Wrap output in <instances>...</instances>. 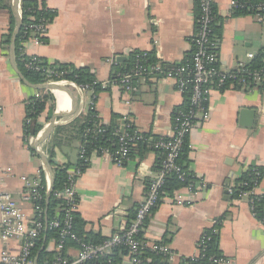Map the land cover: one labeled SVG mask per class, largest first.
<instances>
[{
    "label": "crops",
    "instance_id": "0c3cea01",
    "mask_svg": "<svg viewBox=\"0 0 264 264\" xmlns=\"http://www.w3.org/2000/svg\"><path fill=\"white\" fill-rule=\"evenodd\" d=\"M18 1L15 10V0H0V192L9 194L32 218L31 204L22 197V179L32 180L43 172L49 180L43 160L32 150L35 138L52 122L67 127L87 115L92 100L91 94L85 93L80 106L77 97L64 90L54 91L55 111L50 116L46 106L38 119L42 129L26 141V106L40 91L24 78L15 62L20 32L19 28L16 33V28L22 20V0ZM34 1L44 3L55 17L44 43L22 41L17 45L21 52L50 64L86 68L100 85V91L94 93L93 111L104 125L120 130L122 123H129L139 134L167 136L174 113L185 102L174 79L163 80L150 74L133 84L132 93L109 83L116 66L134 65L137 57L158 62L165 70L184 64L190 57L194 35V0ZM229 1L215 2L214 36L220 71H232L247 61L248 54L255 56L264 49V23L255 22L250 15L232 16ZM117 58L121 59L116 61ZM208 105L209 120L195 128L187 140L189 166L204 187H200L190 207L175 205L172 196L163 197L146 221L143 243L147 247L154 243L167 245L176 254L171 264H180L183 258L197 254L196 246L205 230L223 219L218 240V249L226 258L223 264H264V223L255 218L246 201H236L228 192L245 168L254 166L263 174L256 193L264 196V90H212ZM244 110L251 112L249 127L240 123ZM53 130L36 147L47 161L42 147ZM61 135L60 146L54 149V162L71 165L69 172L77 170L80 140L73 129ZM157 159L158 155L150 150H136L128 162L118 166L91 156L88 167L75 177L74 183L76 213L86 238L106 240L124 227L128 216L145 198L147 181L156 175ZM42 249L54 253L55 240L44 237ZM19 250V241L4 243L0 239V253L17 254ZM76 254L74 246L65 250L69 258ZM121 264L130 262L123 257ZM149 264L169 263L162 260Z\"/></svg>",
    "mask_w": 264,
    "mask_h": 264
},
{
    "label": "built area",
    "instance_id": "2783aa9c",
    "mask_svg": "<svg viewBox=\"0 0 264 264\" xmlns=\"http://www.w3.org/2000/svg\"><path fill=\"white\" fill-rule=\"evenodd\" d=\"M216 0H198L199 16L194 20V35L190 41L191 54L189 59L176 68L164 69L158 62L149 63L145 56L137 57L134 65L127 71L117 73L109 84L119 87L126 93L135 91L132 82L144 78L150 74H157L163 80L174 79L179 92L188 94L189 107L186 111H177L172 118V129L169 134L154 144V149L163 151L165 158L162 162L163 168L154 178L150 180L146 188V194L143 201L138 205L135 216L131 221H126L124 227L115 235L102 241L98 245L86 244L78 238L72 230L71 214L76 213L77 201L75 193V177L80 175V171H68V182L65 188L54 193V197L65 201L63 217H54L47 224V228L57 231L58 239L55 241L54 256L49 261L42 264H88L101 258H107L111 255L114 248L124 246L127 249L126 258L130 264H147L146 260L140 258L145 251L153 252L162 257L164 262L171 264L176 259V254L169 247L162 243H154L149 247L143 241L138 240L137 236L143 232L146 221L151 216L153 210L157 208L162 200L160 190L163 187L167 175L171 172L177 174L178 179L183 181L184 174L180 167L175 164V160L189 135L195 128L202 126L209 120L210 107L208 105L209 95L212 90H220L227 85V88H238L243 91H252L264 86V70H249L248 63L253 60L254 54L247 55V61L239 63L232 71H220L217 67L216 43L212 38V23L214 21V8ZM230 13L235 10H250V16L257 23H264V3L249 4L238 0L229 1ZM50 24L39 22V24H30L25 27L27 40L34 44L44 43L46 32ZM24 55L21 52L20 56ZM28 57V56H27ZM41 62L37 57H29L25 68L30 71H40ZM94 82L93 85H99ZM44 85H60L73 89L80 95L85 93L91 94V105L89 110L93 111V102L96 95L91 85H77L74 82L59 80H49ZM54 91L50 92L53 94ZM41 93L35 94V99H40ZM26 124L30 119L26 117ZM102 122L96 124L93 131H86V136H98L103 133L101 128ZM124 128H131L129 123L124 124ZM139 133L136 131L133 136L120 132L115 135L117 149L111 150L109 147L99 148L98 157L113 162L118 166L124 165L129 159V153L133 144L141 140ZM30 141L33 138H25ZM82 152L80 151V159ZM249 169L245 168V171ZM9 172V171H7ZM40 174L32 180L23 178L25 190L22 193L23 200L29 204L34 211L32 218L19 208L15 200L7 193L0 192V239L2 242L16 240L20 242V250L17 254H11L5 251L0 253V264H34L32 251L35 244L41 239L45 225L42 223L43 209L41 202L42 195L38 192L40 187ZM46 181V178H45ZM195 186V187H194ZM200 187H204L201 180L194 185L182 188L172 195V200L177 206H193V198L196 196ZM234 187V186H233ZM232 187V188H233ZM49 188V180L46 181V192ZM228 192L232 196L233 190ZM256 187L250 193H241L236 201L246 200L250 211L253 213V200L248 201L249 196H262L256 193ZM263 223V222H262ZM219 234V231H214ZM69 239L75 244L77 254L73 258L65 257V240ZM205 233L202 234L197 243V254L192 258H183L180 264H187L184 260H193L199 256L202 248ZM213 264H223L226 260L212 259ZM106 264H121L107 260Z\"/></svg>",
    "mask_w": 264,
    "mask_h": 264
},
{
    "label": "trees",
    "instance_id": "16d2710c",
    "mask_svg": "<svg viewBox=\"0 0 264 264\" xmlns=\"http://www.w3.org/2000/svg\"><path fill=\"white\" fill-rule=\"evenodd\" d=\"M240 2H246L249 4H256V3H264V0H238ZM250 14V10L247 9H239L235 10L231 15L232 16H247ZM21 26H20V32L18 40L16 41L15 46V62L17 67L21 70L24 78L30 82L33 85H43L49 80L53 81H59V80H66L74 82L77 85H91L94 89V92L97 93L100 91V85H93L95 79L93 76L89 73V71L86 68L76 69L71 65L68 64H61L58 62L55 63H48L47 61L38 58L41 64L39 65L41 67V70L36 71H30L25 68V64L27 63V60H29V57L21 55V49L18 48L17 45L21 43L22 41L27 40V35L25 34V27L30 24H39V22H46L48 24H51L52 20L55 17V13L48 9L44 3L34 1V0H22L21 1ZM199 16V8H198V0H194V20ZM216 15H215V8H214V21L212 23V38L215 41V26L217 24L216 22ZM45 40V39H44ZM216 43V41H215ZM133 65L130 63L128 66H116L114 68V73L112 75V80L114 79V75L117 73L127 72ZM247 68L249 70H264V49H260L258 53L254 56L253 60H251ZM137 80H134L132 84H135ZM98 84V83H97ZM227 89V85L221 88L220 90ZM258 89H263L264 86H261ZM41 98L38 99H32L26 106V117L30 119V123L26 124L24 126V137L25 138H34L37 136V134L42 129V125L39 124V117L45 110L46 106L49 107V114L50 116L53 114V111H55V101L53 99V96L49 92H42ZM185 96V102L184 104L176 110L177 111H186L189 107L188 97L189 95L183 94ZM175 114V113H174ZM96 124H99V118L97 116V113L95 111H89L87 115L78 118L73 123H71L67 127H58L53 130L52 137L48 141V143H45L42 147L44 152H46V155L48 156V163L50 168L52 169L53 173V191L49 195L47 200V193H46V181L44 177V173L41 172L39 181H40V187L38 189V192L42 195L43 200L41 202V207L43 209L42 213V223L45 225V230L42 232L41 239L35 244V247L32 251V258L33 260L38 255V261L37 264H42L44 261H49L53 258L54 253H47L45 249H42V246H44V237L46 239L52 238L55 241L58 239L57 231L50 230L47 228V224L51 222V220L54 219V217H63V209L65 207V201L56 199L54 197V193L57 191H61L63 188L66 187L68 182V171L72 168L71 165H57L54 162V149L57 148V146H60V141L62 138H60L65 130L72 129L74 133L76 134V137L80 140V151L82 152V158L79 160L78 164L75 167L78 171L83 172L89 165V161L91 156H98V149L99 148H106L109 147L111 150H116L117 145L116 142H114V138L116 134L120 133V130L117 128L112 127L111 125H104L102 124L101 128L103 130L102 134H99L98 136H86V131L90 130L93 131ZM131 125V124H130ZM125 134H129L130 136H133V134L136 132L135 128L131 125V128H123V131ZM121 132V133H122ZM72 136V134H71ZM137 136L141 137L140 141H137L133 144L131 147L130 153H129V159L130 157L138 151L143 150H150L158 155L157 164L155 167L156 174L160 172L163 168L162 162L165 158V153L160 150L154 149V144L159 141L158 137L148 136V135H142L138 134ZM70 139V138H68ZM72 139V138H71ZM187 138L184 139V143L181 147V150L178 154V157L175 160V164L180 167L181 172L184 174V180L181 181L178 179L177 174L174 172H171L167 175V178L165 180V183L163 187L160 190L161 197H171L174 192L185 188L189 185H194L198 179L196 176L192 173L191 168L189 166V162L187 160V154H188V145H187ZM32 154H34L33 151ZM129 159L126 161L128 162ZM125 162V163H126ZM124 163V164H125ZM262 170L258 167H249V169L245 172H242V174L238 177V179L235 181V185L232 188V199H237L241 193H250L252 192L256 187L259 186L261 180H262ZM150 183V180L147 181L146 186ZM195 187V186H194ZM77 201V197L75 199ZM253 200V213L255 218L264 223V214H263V206H264V196H254L251 195L248 198V201ZM138 207V206H137ZM137 209V208H136ZM46 212V213H45ZM136 210L128 216V221H131L135 216ZM72 219V230L73 233L80 238L82 241H84L86 244L91 245H98L104 240H89L88 237L86 238L85 235L81 231V227L83 225V222L81 221L79 215L77 213L71 214ZM223 219H219L216 221L214 226L212 228L205 230V239L203 241L202 248L200 249L199 256L196 259L193 260H184L187 264H213L211 262L212 259H221L226 260L224 256L221 254V252L218 249V240H219V234H215L214 231H219L220 223ZM145 226V225H144ZM143 232H141L137 239L143 241L142 238ZM66 248L68 246H75V244L70 241L69 239L65 240ZM65 255V254H64ZM127 256V249L124 246H118L114 248L111 252V255L107 258H101L95 262H91L88 264H106L107 260H111L115 263H121L123 257ZM65 257H67L65 255ZM69 258V257H67ZM141 259L148 260L147 263L149 264L151 261H154V263L162 261V257L160 255H157L150 251H145L141 256Z\"/></svg>",
    "mask_w": 264,
    "mask_h": 264
},
{
    "label": "water",
    "instance_id": "95a60500",
    "mask_svg": "<svg viewBox=\"0 0 264 264\" xmlns=\"http://www.w3.org/2000/svg\"><path fill=\"white\" fill-rule=\"evenodd\" d=\"M19 1L18 0H15V4H14V7H15V10L18 9V3ZM20 25L18 24L17 28H16V33L19 31V27ZM121 58H117L116 61H119ZM16 73L18 74V76H20L22 78V80L25 82V84L29 85L24 79L23 77L21 76V74L19 73L18 70H16V68H14ZM35 90H38V91H55V90H64L68 93H70L72 96H75L79 99L80 101V106L83 105V97L78 94L76 91L74 90H71L70 88H67V87H64V86H60V85H37V86H32ZM240 123L242 126L244 127H249L251 125V112L249 111H242L241 114H240ZM124 124L125 123H122V126L120 128V132L123 131V128H124ZM58 127H62V125H57V124H54L52 122V124H49L44 130H43V133L39 135L35 138L34 140V144H33V148L32 150L35 152V154H37L42 160H43V163H44V166L48 172V178H49V188H48V191L46 192L47 193V200H48V197L49 195L52 193L53 191V173H52V169L50 168L49 166V163L48 161L44 158V156L41 154V152L36 149L37 146H39L41 144V142H43L47 136L49 135V133L55 129V128H58ZM41 136V140L39 141V137ZM246 201V200H244ZM46 213V212H45ZM38 255L36 256V258L34 259V264H37V261H38Z\"/></svg>",
    "mask_w": 264,
    "mask_h": 264
},
{
    "label": "bare ground",
    "instance_id": "6f19581e",
    "mask_svg": "<svg viewBox=\"0 0 264 264\" xmlns=\"http://www.w3.org/2000/svg\"><path fill=\"white\" fill-rule=\"evenodd\" d=\"M55 91H58V92L64 93V91H63V90H55Z\"/></svg>",
    "mask_w": 264,
    "mask_h": 264
},
{
    "label": "rangeland",
    "instance_id": "374dc122",
    "mask_svg": "<svg viewBox=\"0 0 264 264\" xmlns=\"http://www.w3.org/2000/svg\"><path fill=\"white\" fill-rule=\"evenodd\" d=\"M44 92V91H43ZM47 92H49L50 93V91H47ZM51 94V93H50ZM52 95V94H51Z\"/></svg>",
    "mask_w": 264,
    "mask_h": 264
}]
</instances>
